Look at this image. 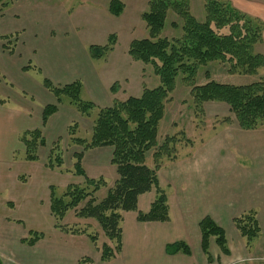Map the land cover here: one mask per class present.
I'll return each mask as SVG.
<instances>
[{
  "label": "rangeland",
  "instance_id": "rangeland-1",
  "mask_svg": "<svg viewBox=\"0 0 264 264\" xmlns=\"http://www.w3.org/2000/svg\"><path fill=\"white\" fill-rule=\"evenodd\" d=\"M109 1L8 0L4 7L0 4V98L7 99L0 100V118L11 109L15 112L20 110L22 106L19 102L25 103L26 108L21 111L20 116L15 113L9 119L6 114L0 119V122L8 124H0V169H3L1 176L8 182L15 179L17 173L18 179H29L21 189V194L12 198L14 207L7 204L10 201L9 189L0 188V222L5 217L16 218L22 222L20 224L17 221L18 231L32 230L44 235L38 247H44V242H67L70 240L69 236L76 237L84 245H90L89 254L97 264L107 261H102L99 254L95 256L94 244L92 246L90 242L95 238L101 253L102 244L109 240L99 222L79 214L84 201L76 207L68 208L57 221L49 210L51 188L54 195L60 197L69 184H84V177L74 172L75 164L78 163L86 178L104 180L97 191H93L95 200L98 202L106 197L118 178L116 166L107 161L105 166L96 170V166H92L90 162H86V166L83 163L84 155L92 154L96 149L90 148L88 144L98 108L110 107L114 101H124L132 95L139 96L143 88H153L159 84L158 77L149 65L132 60L127 53L132 39H140L148 34L146 24L141 18V13L147 10L148 0H119L123 4L119 16L108 11ZM188 1L190 14L197 21H204V1ZM226 1L234 9L262 23L263 41L256 49L264 56V0ZM165 21L160 37L179 39L183 36L182 19L173 10L168 9ZM111 33L116 34L113 50L106 57H91L89 46L104 45ZM206 68H210V79L220 83L247 84L264 77V68H258L253 75L230 73V65L221 61L209 63L207 67L199 70ZM80 80L82 84L78 97L95 105L87 112L80 111L70 101L68 94L62 93L57 98L51 90L52 87L59 88ZM205 81L206 77L201 76L196 83ZM189 90L178 76L174 90L167 95L163 116L159 122L157 144L166 135H175L172 144H177L178 156L188 148L181 146L187 138L192 141L189 147H193L203 140L206 143L211 138L218 140V135L238 128L234 116L224 103H205L204 113L196 110L192 106ZM45 98L48 99L45 106L52 104L57 108L43 122L40 114H34L40 111L37 105ZM29 105L33 109L32 116L29 115ZM226 117L231 122L223 121ZM54 122L56 124L52 126ZM39 124L40 126H36ZM22 126L36 127L24 130ZM44 128H47L46 133ZM163 128L167 133L163 132ZM35 130L40 133L36 134L33 147L27 151L33 153L32 161H28L25 159V149L28 146L22 142L21 136L29 132L27 137L30 138V133ZM77 140L84 142L78 143ZM110 148L112 151L113 148ZM153 152V149L149 150L145 159L152 166ZM57 154L61 157L59 165L56 164ZM78 155H81L80 160L77 159ZM257 166L256 164V168ZM94 188V184L87 187L89 190ZM26 194L29 195L28 198L25 197ZM67 199L68 197H64V200ZM123 212L126 211L120 213ZM129 212L137 215L136 211ZM7 222L5 219L4 225ZM56 227L64 229L66 233L71 232L72 235L57 232ZM32 238L33 235L30 236ZM257 240L264 245V229L253 241ZM16 252L19 254V250ZM4 259V263L13 261L16 264L13 257L5 256ZM44 260L47 263L45 255Z\"/></svg>",
  "mask_w": 264,
  "mask_h": 264
},
{
  "label": "trees",
  "instance_id": "trees-1",
  "mask_svg": "<svg viewBox=\"0 0 264 264\" xmlns=\"http://www.w3.org/2000/svg\"><path fill=\"white\" fill-rule=\"evenodd\" d=\"M203 1L205 16L202 22L190 14L188 0H148L147 10L141 13L148 34L140 39H132L127 53L132 60L149 65L154 75L158 77L159 84L153 88H143L139 96L132 95L124 101H114L110 107L98 108L99 112L92 122V135L88 145L90 148L106 146L113 148L110 163L116 166L118 178L107 196L101 201L95 200L93 191H97L104 180L86 178L78 163L75 164L74 172L84 177V184H69L60 197L54 195L51 188L49 210L57 221L68 208L76 207L84 201L79 214L99 222L104 234L113 243V246L102 244V261L113 258L120 251L122 219L120 212L136 211L139 221L169 219L167 197L159 184L157 172L165 161L175 160L179 156L176 153L177 144H172L175 135H166L158 144L157 135L159 122L163 116V106L168 94L174 90L178 76L181 77L182 83L189 87L192 106L196 110L204 113L205 103L221 102L228 107L239 129L264 130V77L247 84L220 83L210 79V68L199 70L201 67H207L209 63L219 61L230 65L228 68L230 73L253 75L258 68H264V56L256 49L263 41L261 37L263 25L258 19L234 9L226 0ZM7 3L8 0H0L2 7ZM122 9L123 4L119 0L109 1L108 11L112 15L119 16ZM168 9L173 10L182 19L183 36L179 39L160 37ZM115 42L116 34L111 33L104 45H90L91 57H106L113 50ZM201 76L206 77V81L196 83ZM80 89V81L51 88L57 98L66 93L80 111L87 112L95 105L78 97ZM56 108L52 104L44 107L43 122L56 111ZM223 121L231 122V119L226 117ZM38 132L40 133L39 130H35L30 133V138L27 137L29 132L21 136L22 142L28 146L25 149V159L28 161H32L33 153L31 155L27 151L33 147ZM81 141L77 140L78 143ZM191 143L192 141L187 138L181 146H190ZM151 149L154 150L153 166H148L145 163L146 153ZM56 156L55 162L59 165L61 157L59 154ZM77 159L80 160L81 155H78ZM52 162L53 159L50 166ZM91 184H94L95 188L87 189ZM151 190H154L155 198L149 211L141 213L137 210L138 197ZM64 197L68 199L64 200ZM233 222L247 242L260 232L255 213L252 211L234 218ZM199 229L202 250L210 261L209 238L214 237L220 250L228 252L222 228L210 217L206 216L199 222ZM41 236L42 234L34 231V238L23 241L33 244ZM93 240L96 241L95 238ZM179 251L189 253L183 242L166 246V252L169 254ZM88 262L89 259L82 258L78 264Z\"/></svg>",
  "mask_w": 264,
  "mask_h": 264
},
{
  "label": "crops",
  "instance_id": "crops-1",
  "mask_svg": "<svg viewBox=\"0 0 264 264\" xmlns=\"http://www.w3.org/2000/svg\"><path fill=\"white\" fill-rule=\"evenodd\" d=\"M80 82L82 84V80ZM47 101L45 98L41 103L37 102L40 111L34 116L40 114L41 118L42 107ZM19 103L22 106L20 110L15 112L11 109L6 113L9 119L15 113L20 116L21 111L26 109L25 103ZM28 110L32 116L33 109L30 105ZM0 124L8 125L4 121ZM55 124L56 122L52 123V126ZM36 126L22 127L25 130ZM44 130L46 133L47 128ZM163 132L167 133L164 128ZM216 138L218 140L211 138L207 143L203 140L198 145L188 146L175 160L165 161L160 166L157 172L158 180L167 197L169 219L139 221L136 213L123 212L120 222V251L101 264H264V245L258 243V240L253 241L254 238L247 242L233 222L234 218L252 211L255 213L260 232L264 229V130L245 131L238 127L237 130L218 135ZM111 155L109 146L96 148L94 153L84 155L83 163L86 166V162H90L99 170L98 168L105 166L107 161L110 162ZM145 163L152 166L146 160ZM2 172L3 169H0V188L9 189L10 201H7V204L14 207L12 198L21 194V189L29 179H18L17 173L15 179L8 182L6 178H2ZM28 196L25 195L26 198ZM154 196V190L141 194L137 201L139 211H149ZM206 216L222 228L228 249L227 253L222 252L215 238H209L208 251L211 261L201 247L199 222ZM5 219L8 220L6 225L3 223ZM17 221L21 222L16 218L5 217L0 222V264H13V261L4 263L5 256L13 257L16 264H78L83 257H88L91 261L86 264H97L89 254L90 245H84L76 237L69 236L70 240L67 242H44V247H38L44 235L33 244L24 242L23 240L30 238L34 231H18ZM55 230L65 232L60 227ZM64 234L72 235L71 232ZM177 242H183L189 253L166 252L167 245ZM90 243L92 246L94 244L95 256L99 254L101 259L100 247H97L96 241ZM105 243L113 246L110 240ZM44 255L47 257V263Z\"/></svg>",
  "mask_w": 264,
  "mask_h": 264
}]
</instances>
